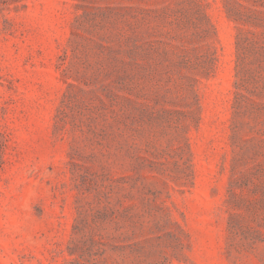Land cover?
<instances>
[{
	"label": "rangeland",
	"instance_id": "374dc122",
	"mask_svg": "<svg viewBox=\"0 0 264 264\" xmlns=\"http://www.w3.org/2000/svg\"><path fill=\"white\" fill-rule=\"evenodd\" d=\"M0 264H264V0H0Z\"/></svg>",
	"mask_w": 264,
	"mask_h": 264
}]
</instances>
